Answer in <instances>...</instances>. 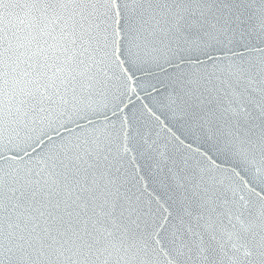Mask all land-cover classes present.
Listing matches in <instances>:
<instances>
[{
    "label": "snow or ice",
    "instance_id": "obj_1",
    "mask_svg": "<svg viewBox=\"0 0 264 264\" xmlns=\"http://www.w3.org/2000/svg\"><path fill=\"white\" fill-rule=\"evenodd\" d=\"M0 264H264V0H0Z\"/></svg>",
    "mask_w": 264,
    "mask_h": 264
}]
</instances>
